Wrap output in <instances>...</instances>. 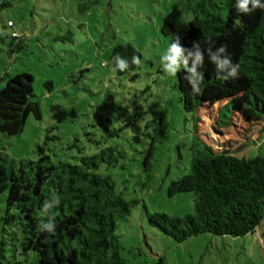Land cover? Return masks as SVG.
<instances>
[{"label": "rangeland", "instance_id": "1", "mask_svg": "<svg viewBox=\"0 0 264 264\" xmlns=\"http://www.w3.org/2000/svg\"><path fill=\"white\" fill-rule=\"evenodd\" d=\"M1 1L0 88L5 72L30 73L40 117L30 114L17 135L0 133V151L16 163L36 160L40 144L53 161L76 163L81 155L116 147L105 157L117 161L103 162L101 170L135 201L117 229L128 264H264V220L242 236L206 232L177 242L146 219L147 212L194 211L192 192H167L188 171L195 124L175 76L160 67L174 35L187 30L181 0ZM8 20L13 26H6ZM120 42L141 54V63L123 74L109 63ZM223 103L199 110L202 137L215 147L230 146L238 157H264L263 121L235 115L231 125L218 128Z\"/></svg>", "mask_w": 264, "mask_h": 264}, {"label": "trees", "instance_id": "2", "mask_svg": "<svg viewBox=\"0 0 264 264\" xmlns=\"http://www.w3.org/2000/svg\"><path fill=\"white\" fill-rule=\"evenodd\" d=\"M234 3L181 0L189 17L181 45L191 47L192 41L198 40L206 49L211 37L214 47L226 45L232 62L240 67L237 78L220 79L223 74L205 54L199 95L192 92L183 69L175 76L183 109L195 113V124L188 171L172 180L167 192L170 196L192 192L194 211L180 216L147 212L146 219L177 242L206 232L242 236L255 231L264 220V157H238L224 143L215 147L202 137L198 126L199 110L224 101L216 114L218 128L231 125L232 118L239 115L263 121L259 131L264 132V9L242 14ZM8 21L12 24L6 26H13ZM13 33L11 37L17 38ZM117 54L129 62L128 69L116 71L118 74L138 66L131 63L133 56L141 60L140 52L128 42L112 48V66V57ZM2 77L0 133L17 135L30 114L40 117L33 76L5 72ZM37 148L36 160L17 163L0 151V264H128L121 254L117 229L121 221L128 220L135 201L126 199L112 176L101 170L103 162L113 165L117 161L105 157L116 147L81 155L76 163L53 161L42 145ZM53 197L60 199V205L52 209L55 234L40 232L37 225L42 205Z\"/></svg>", "mask_w": 264, "mask_h": 264}, {"label": "clouds", "instance_id": "3", "mask_svg": "<svg viewBox=\"0 0 264 264\" xmlns=\"http://www.w3.org/2000/svg\"><path fill=\"white\" fill-rule=\"evenodd\" d=\"M234 7L237 12L242 14H250L256 9H264L262 0H235ZM14 35H19L18 33ZM214 41L208 37V46L202 49L198 40L192 41L191 47H184L180 43L179 35H174V39L168 45L166 50L160 56V67L167 76H176L182 69L186 73L184 79L190 85L192 92L199 95L201 93L200 85L203 82V74L200 69L205 62V54L208 57L218 73H222L219 78L227 80L229 78H237L239 75V64H234L231 57L227 54L226 45L214 47ZM112 71L124 72L129 67V62L122 58L119 54L112 57ZM132 64L139 65L141 63L139 56H133ZM60 205L59 197H53L45 200L40 216L41 219L37 225L40 232L55 234L56 224L55 215L52 209Z\"/></svg>", "mask_w": 264, "mask_h": 264}, {"label": "built area", "instance_id": "4", "mask_svg": "<svg viewBox=\"0 0 264 264\" xmlns=\"http://www.w3.org/2000/svg\"><path fill=\"white\" fill-rule=\"evenodd\" d=\"M7 23L10 24V25L12 24L10 21H8ZM13 34H15V33H13Z\"/></svg>", "mask_w": 264, "mask_h": 264}]
</instances>
